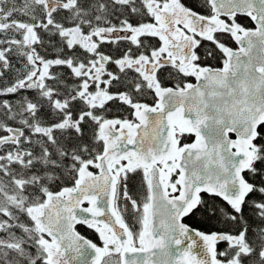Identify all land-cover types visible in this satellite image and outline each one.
<instances>
[{
    "label": "snow or ice",
    "instance_id": "6c2138e0",
    "mask_svg": "<svg viewBox=\"0 0 264 264\" xmlns=\"http://www.w3.org/2000/svg\"><path fill=\"white\" fill-rule=\"evenodd\" d=\"M0 264H264V0H0Z\"/></svg>",
    "mask_w": 264,
    "mask_h": 264
},
{
    "label": "water",
    "instance_id": "95a60500",
    "mask_svg": "<svg viewBox=\"0 0 264 264\" xmlns=\"http://www.w3.org/2000/svg\"><path fill=\"white\" fill-rule=\"evenodd\" d=\"M257 71H260V69H257ZM257 91L258 92L260 91V85H257ZM92 255H93V253L91 252V250H89V258H91Z\"/></svg>",
    "mask_w": 264,
    "mask_h": 264
}]
</instances>
